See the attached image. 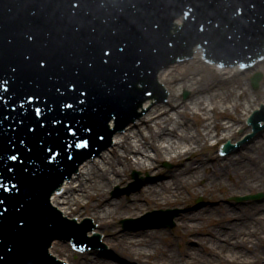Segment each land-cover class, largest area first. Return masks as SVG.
I'll use <instances>...</instances> for the list:
<instances>
[{"label":"bare ground","instance_id":"obj_1","mask_svg":"<svg viewBox=\"0 0 264 264\" xmlns=\"http://www.w3.org/2000/svg\"><path fill=\"white\" fill-rule=\"evenodd\" d=\"M201 60V54L197 51L195 59L190 60L189 63L174 64L167 71L164 69L160 73V82L163 81V84L169 88L170 102L164 106H154L153 111L145 117L149 121H154L155 126L147 125L141 129V133L136 131L134 135L130 133L121 135L120 138L125 137L120 144L125 150L123 158L116 155L114 148L111 151L115 153L113 152L110 157L108 167H101L103 172L98 170L95 163L83 167V174L78 177L79 188L67 185L66 182L65 193L61 197L56 195L54 203L59 205L66 214L76 216L79 221H82L84 215L78 212L81 211L78 208L83 201L81 199H87L84 209L98 224L94 233L105 234L104 242L109 244L111 250L129 260L136 259V262L140 264H184L182 262L185 258L194 264L216 262L264 264V201L246 203L232 208L220 203L218 199L220 196L214 191V186L217 188V185L221 186L227 194L245 195L248 190H264V136L254 145H250L248 150L241 154H232L227 160L226 157L223 160L217 155L208 159L204 157L202 149L193 148L188 143V141L207 142L215 132L217 133L213 138L216 143L221 140L231 139L234 142L239 139L241 132L250 130L248 126L236 123L242 117L246 121L251 111L259 108L262 102L264 103V88L257 90L256 93L252 92L249 83H244V79L239 76L241 72L236 68L223 69L215 78V74L209 71L213 66L206 64L203 67ZM186 87L192 91L190 103L183 102L181 98V92ZM204 89H207V92ZM210 89L211 93L208 96ZM209 100L215 105L214 115H211L205 106ZM227 100L234 101L236 117H232L227 108L224 111L220 110V103L224 104ZM171 111L187 112L194 122L192 125L188 123L181 125V121H173L177 113ZM197 111H205V116L199 121L196 118H199ZM225 115L233 118L234 123L227 122L229 124L226 125L215 121ZM212 117L215 118V129L211 128L210 118ZM143 123L144 119L138 122L141 126ZM146 128L149 134L146 133ZM193 128L196 134L191 132ZM134 131L135 129L131 130V132ZM160 140L162 143H159ZM148 146L155 150L154 161L149 156L143 162H134L130 155H135L136 152L144 153L143 148ZM171 153L175 154L170 155ZM167 156L174 165L176 164L175 169L165 176L169 177L168 179L156 183L157 185H147L142 191L143 195H131L129 200L121 202L108 201L110 185L122 184L126 181L125 175L128 170L140 168L143 171L156 172L157 163L167 159ZM212 160L214 165L211 163ZM202 180L205 182L203 188L199 185ZM201 190L215 194L214 197L217 199L212 200L218 204L215 207L217 211L205 208L182 216V220H186L182 221L184 229L181 236L184 243L182 252L172 247L171 241L167 248H164L163 241L156 240L154 236L143 239L132 238L129 233H122L117 227V221L122 216H136L140 213V209H148L147 207L177 205L185 201L188 193L192 191L197 193ZM78 192L81 193L75 197ZM73 203L78 206L76 212L72 209ZM179 215L177 214L176 218ZM206 223L212 226L205 227ZM203 228L208 233V237L198 235L197 245H191L195 240L192 237L193 234H198ZM69 251L71 249L68 243H54L51 248L55 256L71 264H119L114 260L96 255L89 257L88 254H85V258H80L81 255L78 254L76 261L71 262Z\"/></svg>","mask_w":264,"mask_h":264},{"label":"snow or ice","instance_id":"obj_2","mask_svg":"<svg viewBox=\"0 0 264 264\" xmlns=\"http://www.w3.org/2000/svg\"><path fill=\"white\" fill-rule=\"evenodd\" d=\"M70 7L73 9L79 8L78 3H71ZM254 8L255 5L253 4ZM191 11V10H189ZM33 16L36 15L35 12L32 13ZM184 18L187 19L189 13L185 12ZM179 23V21H177ZM156 29H159V24H157ZM79 31V29H77ZM95 31V29H93ZM199 31L203 33L205 31L204 27L201 26ZM113 36H116V32L112 33ZM26 41L29 43L33 42L34 37L32 34L28 33L25 35ZM228 40L232 39V36L227 37ZM207 42V41H205ZM173 43H167L168 48L173 47ZM8 44H13V40L9 39ZM128 49V44L125 41H121L116 44L115 47L101 46L99 48L98 61L99 65L102 67H109L112 63L113 57L118 53L121 56L126 54ZM158 49L153 48L152 52L155 54ZM264 59V57H261ZM33 61L31 53L23 54V62L26 65H31ZM86 69L89 72H95L97 68V60L94 57L92 60L85 62ZM142 61L137 60L136 66L140 67ZM38 65V66H37ZM223 66V65H221ZM35 67L37 72H41L45 75L48 74L50 66L46 59L37 58L35 60ZM63 66H61V70ZM76 76H79V72L75 73ZM123 77H127L128 72L122 73ZM18 76V67L16 65H9L7 69V74L0 73V86H2V93H0V117H3V120H0V221H7L11 226V231L13 233V238L7 242L4 239L0 238V250L3 251V254L0 255V264H17V258L21 257L20 264H27V257L24 254V247L26 240L30 233L32 232L34 226L40 222H45L44 217L52 213L55 210V205L52 204V201L55 200L56 195H59V192H56L57 187L59 186L58 182L54 183V176L57 173V168L55 167V162L58 159L62 158V162L67 168L69 162H75L77 156H86L87 153L85 150H89L93 146V141L103 142L106 137L102 131H97L94 125H83V131L87 135L77 136V133L81 130L79 128H74L73 124L64 123V119L53 116L50 123L53 125H61L68 136L72 137V143L64 142L59 145H45L41 144V148L44 151L43 155V165L48 171L43 173L42 171H33L30 175L32 185L39 189H46L43 201L32 200L30 203H25L20 200L19 197L23 194V184L21 180V173L28 172L26 167L24 153L16 147L17 141L13 139L12 135L8 134V125L3 127L5 123L9 120V117L13 112L16 111L14 107L11 108V111H7L11 107L12 103H15V100L5 99V96L12 97L15 94L14 85L16 84ZM49 79H54V77H49ZM30 84H35L34 81H29ZM6 85V86H5ZM36 87H39L38 84H35ZM55 87L56 97L55 99H45L44 96L39 95L35 92L26 93L24 95V102L33 105L34 101L36 106L34 107V116L36 119V124L39 128H44L45 124L41 122L40 118L43 116L45 111L47 112H61L64 109L69 110L70 112H80L84 111L82 106L86 105V97L88 96L87 90L81 89L76 82V80L71 79L67 80L64 83L60 84L58 87ZM61 88H64V91H61ZM146 96L151 97L152 92L148 91L145 93ZM111 96V93H109ZM71 98V99H69ZM42 102V106L41 103ZM52 105H55L53 109ZM23 104L20 105L23 108ZM147 107V105H145ZM98 119L102 121L103 127L114 128L116 117L111 115H104L103 113L98 114ZM23 124L21 120L19 124L12 129L16 133L17 129ZM27 131L29 133H35L36 128L28 127ZM51 135V133H49ZM20 144H23V140H19ZM71 149L75 155H70L68 150ZM32 149L29 148L28 152H31ZM225 155V153H221ZM5 161H11V164H5ZM7 181V183L5 182ZM56 193L54 195L53 193ZM79 235L81 237L89 236L90 229H87L85 225L81 224L79 226ZM62 237L59 235L50 236L48 238V244H54L57 241L61 240ZM81 250H88L87 246Z\"/></svg>","mask_w":264,"mask_h":264},{"label":"rangeland","instance_id":"obj_3","mask_svg":"<svg viewBox=\"0 0 264 264\" xmlns=\"http://www.w3.org/2000/svg\"><path fill=\"white\" fill-rule=\"evenodd\" d=\"M204 66L205 65H203V67ZM258 67H260V68H258ZM209 71L212 74H215V78L220 75V71L215 69V68L214 69L211 68ZM257 73H261L262 74V80L260 81L259 88L257 89V90H260L262 87L264 88V63L260 64L259 66H257L252 71H250V72L247 71V72H244V73H242L240 75V77L244 79V83H249V88L254 93H256L257 90H255L252 87L251 78ZM204 90L207 92V89H204ZM210 91H211V89L209 90L208 96L211 93ZM191 97H192V91L189 90L188 87L184 88L183 91L181 92L182 101L190 103ZM190 106L192 107L191 104H190ZM205 106L208 108L207 110L210 111L211 115L215 114V111H214L215 105H213L210 100L205 103ZM220 106H221L220 107L221 111H224L227 108V109H229L230 115H232V117H234V116L236 117L237 111L235 110V106H234V101L233 100H231V101L227 100L224 104L220 103ZM197 112H198L197 116H199L200 119L198 117H196V118L199 121V120L203 119V117L205 116V114H204L205 111H197ZM172 113H177V112L173 111ZM243 119H244V117H242V119L240 121H238L236 124L237 125H241V124L246 125L245 121ZM177 120L182 122L181 125H184L185 123L186 124L188 123V124L192 125V123L194 122L193 119H191V117L189 116V114L187 112L175 114L174 118H173V121H177ZM214 120H215V118H213V117L210 118V123H211V128L212 129H215L214 128V126H215ZM215 121L216 122L220 121L223 124L227 125V124H229L227 122L234 123L235 120L233 118H229L228 115H225V116H221L220 119H216ZM195 124L193 126H195ZM147 125L148 126L152 125L154 127L155 126V122L154 121H149V119H145V121L143 123V126L140 125V126H138V128L135 129L134 132H127V133L128 134L130 133V135H132V134L134 135V133L136 131H140L139 133H141V129L145 128ZM169 127H172V126H169ZM191 130H192L191 131L192 133L196 134L195 133L196 130L194 128L191 129ZM146 133L149 134V130L147 128H146ZM216 133L217 132L213 133V136H211L207 142H203V141L201 142L200 141V142H196L195 143V142H192V141H188L189 146H192L193 148H198V150L202 149L204 157H207L208 159H212V157L214 155H217L218 157H220V155L218 154L217 145L214 144V143H216V140L213 137L215 136ZM221 134H222V132H221ZM240 135H242V134H240ZM124 139H125L124 136L119 139V140H122V141H120V144L123 142ZM131 141L133 142V138H131ZM159 143H162V141L160 140ZM115 151H116V155H118V157L123 158V155L125 154V150H124L123 147H121L120 145L119 146L117 145V146H115ZM143 151H144V153L136 152L135 155L131 154L130 156L132 157V160L134 162H138V161L143 162L146 157L149 158V156H150V157L153 158L152 160L154 161L156 153H155V150L153 148L148 146V148H143ZM113 152L114 151H111L110 153H108V156H106V158L97 159L95 161L96 166H98L97 168H98V170L100 172H103V169H101V167L102 168L103 167H108L109 161L111 160L110 157H112ZM173 154H175V153H171L170 155H173ZM167 157H168L167 159H164L161 162L157 163V168H156L157 171L156 172L143 171L140 168H133L131 170H128L127 175H125L126 178H127L126 181H124L122 184L113 183V184L110 185L111 189H110V191H109V193L107 195L108 201H110V202L120 201L121 202V201L129 200V197L131 195H141V194L143 195L144 194V193H142V191H144V187H147V185L143 186L138 191H134V192H132L130 194H126L125 191H124V189L128 188L130 183L133 181L132 174H133L134 171H136V172L138 171L140 173V177L141 178H144V179H148L149 178L150 180H148V183H149L150 186L151 185H157L156 183L161 182L162 180L168 179L169 177H165V176H167L169 171H173L175 169V165L176 164L174 165V162L169 159V156H167ZM220 158H222V157H220ZM222 159L224 160L225 158H222ZM98 160H99V162H98ZM212 162H213V160L211 161V163ZM204 184H205V182L203 180L200 181V183H199L201 188H203L205 186ZM71 185H73L74 187H78L79 188V180L77 179ZM214 191L218 192V194L220 196V197H218L220 203L225 204L228 207H232V208H235L238 205H244L246 203H253V202L254 203H262L264 201V197L261 198V199H258V200H246V201L244 200V201H241V202L235 201V197H241V196H244V195L236 194V193L227 194V193H225V191L223 189H221V186H218V185H217V188H215V186H214ZM248 191H247V193L245 195L258 194V193H262L264 195V190L252 189V190H248ZM80 193L78 192V194H75V197H78ZM187 195H188V197L185 199V201L182 202V203H178L177 205H173L172 204V205H163V206L151 207V208L147 207L148 209H144V210L140 209V213L138 215H136V216L135 215L122 216L117 221V227L121 230L122 233H129V236L132 237V238H142L143 239L144 237L148 238L149 236H154L156 240L160 239V240L163 241L162 246H164V248H167V245L171 241L172 245H173L172 247H175L177 249V251L182 252L183 249H184L183 239L181 238V236L183 234V231H184V229L182 227V223H183L182 221H184V222L186 221V220H182V216L189 214L191 211H197L199 209H205V208L212 209L214 212H216L217 209L215 207L218 206V204L215 203L214 200H212L213 198L217 199V197H214L215 194L213 195V193L210 192V191L203 192L201 190V192H197V193H194L192 191V192L188 193ZM81 201H82V203L79 204V208H78L77 204L73 203L72 204V209L74 210V212H76L77 211L76 208H78L79 210H81V211H78V212L82 216L84 215L85 217H87V216L91 217V214H89V212L84 209V204L87 201V199H81ZM128 204H129V202H128ZM146 206H148V205H146ZM168 208L169 209H173V210H177L178 209V210L182 211L180 213V215L177 218L174 219L175 226L173 228H153V229L146 228V229H141V230H137V231H131V230L126 229L124 227L123 221L125 219L138 218V217H141L142 215L146 214L149 211H153L155 209H168ZM210 226H212V225H208V223L205 224V227H210ZM207 229L208 228H206V230ZM130 233H132V234H130ZM143 233H146V235H143ZM198 235H201L203 237H208V233L203 228L201 231H199L198 234H193L192 237L195 240L192 241L191 245H197L196 237ZM69 252L71 253V256L69 257V259L71 261H76V256L78 254L76 252L74 253V251H69ZM86 254H88V253H86ZM100 255H102V254H100ZM88 256L92 257L93 255L88 254ZM119 256H120V258H125L122 255H119ZM78 257H80V256H78ZM89 257H88V259H89ZM80 258H85V255H81ZM127 259L128 258H126V260ZM184 260L185 261L182 262L184 264H194L190 260H188V258H185ZM114 261L119 263V264H123L120 261H117V260H114ZM127 261L133 262V263H136V264H140V263L136 262V259H133V260H129L128 259ZM219 263L220 264H224V262H219ZM219 263L216 262L214 264H219Z\"/></svg>","mask_w":264,"mask_h":264},{"label":"water","instance_id":"obj_4","mask_svg":"<svg viewBox=\"0 0 264 264\" xmlns=\"http://www.w3.org/2000/svg\"><path fill=\"white\" fill-rule=\"evenodd\" d=\"M234 1V3H237V1H235V0H233ZM176 21H181V19H177ZM225 37H224V35H221L220 36V39L221 40H223ZM129 47L131 48V50H132V44H130L129 43ZM196 54H197V51H196V53L194 54V56H193V58L191 59V60H194L195 59V57H196ZM190 61V60H189ZM189 61H185L184 63H189ZM171 66H174V65H171ZM171 66H169L167 69H170V67ZM258 66V64L255 66V68ZM254 68V69H255ZM167 69H165L166 71H167ZM226 70H230V69H226ZM250 71H252V70H250ZM249 71V72H250ZM159 81H160V74H159ZM162 83H163V81H161ZM165 86H166V84H164ZM167 87V86H166ZM168 88V87H167ZM150 104V101L148 100V101H146L145 102V105H149ZM167 104V103H166ZM145 105H144V108H146L145 107ZM160 106H164V105H160ZM153 109H154V107L150 110V111H153ZM150 111L148 112V114L150 113ZM145 116H147V114L145 115ZM138 128V127H137ZM264 136V135H263ZM255 143H253L252 145H254ZM246 150V148H244V150L241 148V149H237L236 150V152L235 153H233V154H241L243 151H245ZM231 157V155H229V156H227L226 157V160L227 159H229ZM87 165H89V163L87 164V163H84V164H82V166H81V168H83V167H85V166H87ZM79 177H81V175L79 176ZM54 201V200H53ZM92 231H90V233H91ZM105 238V237H104ZM103 241H104V239H103ZM52 248V247H51ZM51 248H50V251H51ZM52 254H53V252H52ZM54 255V254H53ZM102 256H104L103 258H110L109 260H117V261H120V262H122L123 264H136V263H133V262H129V261H127L126 260V258H120V256H119V254L118 253H114V251L113 250H111V251H109L108 253H106V254H102Z\"/></svg>","mask_w":264,"mask_h":264}]
</instances>
